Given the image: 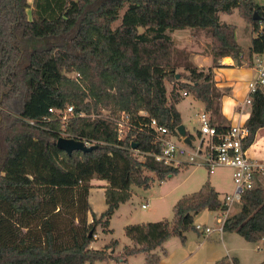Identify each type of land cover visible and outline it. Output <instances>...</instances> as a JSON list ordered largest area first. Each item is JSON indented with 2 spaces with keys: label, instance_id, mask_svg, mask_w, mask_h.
Returning a JSON list of instances; mask_svg holds the SVG:
<instances>
[{
  "label": "trees",
  "instance_id": "16d2710c",
  "mask_svg": "<svg viewBox=\"0 0 264 264\" xmlns=\"http://www.w3.org/2000/svg\"><path fill=\"white\" fill-rule=\"evenodd\" d=\"M235 10L254 34L248 49L238 42L236 26L221 21V14ZM185 28L208 32L212 66L199 69L167 33ZM262 53L264 5L257 0H0V264L127 262L139 253L157 264L156 250L167 254L164 244L174 236L184 243L202 211L228 212L208 179L177 201L173 219L126 225L132 245L122 252H111L116 239L91 247L98 227L113 232L111 218L134 186L148 189L182 169L134 155L133 144L160 151L151 120L180 135L176 104L186 93L202 101L212 123L225 131V92L214 68L226 56L255 67ZM180 67L188 71L184 81L176 77ZM166 81L175 83L170 95ZM250 105L247 148L264 128V88L251 94ZM68 106L74 111L67 120L50 111ZM122 113L131 124L124 136L114 119ZM63 135L98 147L69 154L57 146ZM93 178L107 182V209L99 216L89 201ZM240 201L241 210L227 217L223 230L264 241V187L246 190ZM215 264L239 261L226 255Z\"/></svg>",
  "mask_w": 264,
  "mask_h": 264
},
{
  "label": "rangeland",
  "instance_id": "374dc122",
  "mask_svg": "<svg viewBox=\"0 0 264 264\" xmlns=\"http://www.w3.org/2000/svg\"><path fill=\"white\" fill-rule=\"evenodd\" d=\"M31 5H33V0H29ZM264 4V0H259ZM32 9V8H31ZM30 9V11H31ZM29 14H31V12ZM124 13V10L121 12ZM121 18L114 24H119ZM221 21L234 24L236 26L237 38L240 44L248 49L251 46L252 32L248 27L243 18L235 10L232 14H221ZM196 28H186L177 29L174 31L167 30V33L176 38V42L180 45L182 51H186V48L192 49L195 44L201 45L202 48L207 49L210 42V35L208 32L203 30V32L198 31ZM202 30V29H201ZM182 46V48H181ZM197 49V48H195ZM190 51V50H189ZM179 55V54H178ZM178 57V56H177ZM181 59V55H179ZM182 70H180L181 72ZM185 70L183 69V72ZM185 73V72H184ZM70 75H75V73H70ZM255 78V75H254ZM252 79V81L254 80ZM182 109L186 115V124L191 131L194 130L193 125H198L199 113L203 111V103L194 98L193 96H186L185 102L182 104ZM252 154V152H250ZM183 167V166H182ZM208 168L204 165L194 166L188 170H182L181 172L175 174L172 177H168L165 184H161L157 179L151 184L148 189L134 186V198L128 207L132 212L131 215L125 218H119L115 216L113 221L114 232L104 233L102 229L97 228V235L99 237L94 241L93 246L97 248H102L111 239L118 240V245L116 247L115 254L123 251L125 243L129 241V238L124 232V224L130 223H142V222H156L164 219H173L174 211L173 207L177 200L185 193L196 191L199 187H196V183L199 180H204L209 175ZM189 177V178H187ZM211 179L215 180L220 189V196L223 198L226 194H232L234 192L235 186L233 182L232 169L220 166L211 175ZM264 187V175L260 177ZM198 188V189H194ZM91 200L95 211L101 215L107 208L105 202V197L102 191H93ZM148 203V207L143 208L142 204ZM242 208V203L240 200L235 199L232 202L229 211L226 213L227 216L234 215L238 213ZM217 212H202L199 217L195 219L196 224H206L207 226L218 228L219 224L217 222L218 218ZM225 216V215H221ZM230 231L222 232L224 239L227 241V246L230 248L232 255L241 258V264H259L264 260V242H248L238 233L229 234ZM189 236L188 240V250L187 247L183 246L181 239L174 236L169 240L166 248L169 249L170 255L165 258L164 264H202V260L213 254V251H218L214 256H224L225 247L222 245L221 234L218 231H213L209 235L198 234V231L190 230L187 232ZM208 242L204 246L198 247L197 244L204 240ZM119 250H122L119 252ZM161 251V249H159ZM168 251V250H167ZM195 252L192 256H189V252ZM161 257L164 255L159 252ZM221 254V255H220ZM168 255L165 254L164 256ZM127 262L121 260L109 259L108 261H98L96 264H147L144 254H139L137 256L129 259L126 257ZM161 260V259H160ZM161 262V261H160ZM159 262V263H160ZM157 263V264H159Z\"/></svg>",
  "mask_w": 264,
  "mask_h": 264
},
{
  "label": "built area",
  "instance_id": "2783aa9c",
  "mask_svg": "<svg viewBox=\"0 0 264 264\" xmlns=\"http://www.w3.org/2000/svg\"><path fill=\"white\" fill-rule=\"evenodd\" d=\"M255 69V78L246 99L249 104L251 103V94L258 88H264V53L257 56ZM184 94L186 95V93ZM50 111L60 112L62 120H67L74 108L68 106L64 111L50 108ZM114 119L118 125L120 136L126 135L131 128L128 117L122 113L119 118ZM148 126L152 131L154 145H158L160 151L145 152L132 148L134 155L141 160L152 156L156 161L173 167H181L186 164L204 165L211 174L220 166L232 169L234 192L226 194L222 198L229 207L235 199L241 200V196L246 190L253 189L261 183L260 177L264 175V158H255L248 153L249 147L244 146V140L248 135L245 125L233 124L225 131H219L217 126L212 123L209 114L203 112L200 115V142L195 145L193 141L191 145L186 143L183 136L176 135L166 126L159 124L156 119H152ZM83 141L88 146L94 144L87 140ZM143 207H147V204H143ZM226 213L218 214V228L206 224H196L195 229L204 235H209L215 230L222 233L228 217Z\"/></svg>",
  "mask_w": 264,
  "mask_h": 264
},
{
  "label": "crops",
  "instance_id": "0c3cea01",
  "mask_svg": "<svg viewBox=\"0 0 264 264\" xmlns=\"http://www.w3.org/2000/svg\"><path fill=\"white\" fill-rule=\"evenodd\" d=\"M257 1L260 4L264 5L259 0H257ZM248 27L251 29L250 25H248ZM198 31L203 32V29L202 30L200 29ZM251 32H252V29H251ZM253 36H254V34L252 32V38H253ZM236 38H237V33H236ZM252 38H251V42H252ZM173 39L176 42V38H173ZM237 40H238V38H237ZM176 45L180 49V47H179L180 45H178L177 42H176ZM210 45H211V37H210V42H209V45L207 46V49L202 48L201 45H199L198 43L195 44L192 47V49L186 48V52H187V55H188V60L191 63H193L195 66H197L199 69H202V68H206L207 69L208 67L212 66V64H213V55L211 53V46ZM181 48H182V46H181ZM195 48H197V49H195ZM182 49H184V48H182ZM220 64H221L220 67L214 68V72H215L216 85L220 89L224 90V92H225V94L221 98V110H222V114H223V119H222L223 124L226 125L227 127H229V126H231L233 124L234 125H245L247 119L250 116V110H251V105L246 102V99H247V97L249 95L250 86H251V83H252V79L254 78V75L256 74V69H255V67L238 66V65L235 64V61L233 60V58L230 57V56H226V57L221 58L220 59ZM183 69H184L183 67L178 68V72H179V74L180 73L181 74H180V77L177 78V79H181L182 81L185 80L184 75L188 73V71H186L185 69H184L185 70L184 71L185 73H184ZM180 70H182V71L180 72ZM174 84H175L174 82L166 81V85H167V89H168V94L169 95H170V93H171V91H172V89L174 87ZM181 93H183V92H181ZM186 96H192V95H189V94L183 95L182 100L180 102H178L176 105H177L178 110L181 113L182 124L185 127L186 133L191 138V140L193 141V143L195 145V144H198L200 142L199 127H200V115H201V113L206 112L207 114H209L210 117H211V114H210L209 111H206L205 107H204L203 111H201L198 114L199 115L198 125H193L194 130L191 131L189 129V127L187 126V124H186V120H185L186 115H185V113H184V111L182 109V104L185 102V97ZM200 102H202V101H200ZM203 106H204V103H203ZM177 138L180 139V137H177ZM250 152H252V154H250ZM248 153L251 156L255 157V158H264V128L260 129L257 132L255 142L249 147ZM194 166H198V165H188V164L183 165V167L181 166L182 169L180 170V172L182 170H188V169H190V168H192ZM184 167H186V168H184ZM212 174L209 173V175L207 176L206 179L199 180L196 183V187H199V189H200L201 186L208 179H210L211 183L213 184L215 189L220 194V189L218 188L217 182L215 180L211 179V175ZM172 176H174V175H171L170 177H172ZM187 178H189V177H187ZM167 179L162 181V182H160V183L161 184H165ZM91 184L93 185V187L90 189L89 201H90V204H91L93 212L97 216H99V214L94 209L91 197H92L93 191H95V190L96 191H102L103 194H104V197H105V186H106L107 182L105 180H103V179L93 178L91 180ZM260 184H262V181H261ZM194 189H198V188H194ZM193 192H195V191L193 190ZM189 193H192V190ZM185 194H188V193H185ZM185 194H183V195H185ZM133 198H134V191H133V196L131 197V199L129 201L125 202V203L120 204L119 208H117V210L115 211V214L111 218V222H110V228L113 229V232H114V228H112L111 226H113V221H114L115 216H118L119 218H125V217H127V216L132 214V212L130 210V207H128V205L131 204V202L133 201ZM105 202H106V198H105ZM143 204H147V207H148V203H143ZM143 204H142V207H143ZM175 204H174V206H175ZM143 208H146V207H143ZM204 211H206V212H217L218 214L220 213V211H210V210H207V209H205ZM204 211H202V212H204ZM202 212H201V214H202ZM199 216H200V214H198L196 217H199ZM90 221H92V215L91 214H90ZM124 225L126 226V224H124ZM113 232H111L110 234H112ZM222 232L225 233L224 230ZM232 233H235V232H232V231L229 232V234H232ZM198 234H201V233L198 232ZM220 234H221V240H222V243H223L222 245L225 247V250L223 252V253H225L224 256L227 255V256H229L231 258H237L238 261H239V264H241V258L231 254V252H230L231 250L226 244L227 243V241H226L227 239L225 240L224 239L225 238L224 235L222 233H220ZM98 238L99 237H96V239H98ZM96 239H95V241H96ZM111 240H113V239H111ZM169 240H171V239H169ZM169 240L167 242H165V244H164L165 246H167ZM188 240H189V236L186 233V241L184 243L182 241L181 242H182L183 246L187 247V250L189 248L188 247L189 246L188 245ZM207 242H208V240L206 239V240H204L202 242H199L197 244V246L198 247L204 246ZM259 242H264V241L261 240ZM93 243H94V241L91 243V247L95 248V249H98L97 247L93 246ZM126 245L131 246L132 245V241L129 239V241H127L125 243V246ZM124 247H123V249H124ZM159 249L160 248H158L156 250V252H157V254L160 255L159 252H161V253H163V252H162V250L160 251ZM165 249L168 250V255H166V256L162 255L161 260H160L161 262L159 264H164L165 260H168V259H165V258L169 257L170 251L166 247H165ZM114 251L117 252L116 248L111 250L112 253H115ZM120 251H122V250H119V252ZM194 253H195L194 251L193 252L191 251V252L188 253V255L192 256ZM216 253H218V251H213V254H211L210 256H208V257H206L205 259L202 260V264H215V262L220 259V258H218L220 256H214ZM139 254H141V253H139ZM139 254H136V255H133V256H129V259H131L132 257L137 256ZM142 254H144V253H142ZM145 258H146V255H145Z\"/></svg>",
  "mask_w": 264,
  "mask_h": 264
},
{
  "label": "water",
  "instance_id": "95a60500",
  "mask_svg": "<svg viewBox=\"0 0 264 264\" xmlns=\"http://www.w3.org/2000/svg\"><path fill=\"white\" fill-rule=\"evenodd\" d=\"M254 18H259V16L257 15V13L255 12ZM177 78L180 77V74L178 73L176 75ZM179 134L181 136L184 137V141L188 144H192V140L191 138L187 135L185 127L183 124L179 125L177 128ZM137 144H133V147L136 148ZM57 146L60 149L65 150L67 153L71 154L74 150H82L84 152H90L94 149H96L98 147L97 144H92V145H87L85 143V141L81 140V139H76L73 137H65V136H61L58 140H57Z\"/></svg>",
  "mask_w": 264,
  "mask_h": 264
}]
</instances>
